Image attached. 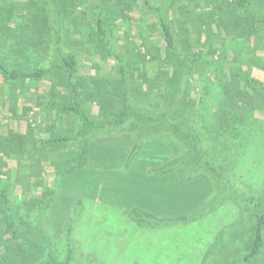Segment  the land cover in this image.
Returning <instances> with one entry per match:
<instances>
[{
	"label": "trees",
	"instance_id": "trees-1",
	"mask_svg": "<svg viewBox=\"0 0 264 264\" xmlns=\"http://www.w3.org/2000/svg\"><path fill=\"white\" fill-rule=\"evenodd\" d=\"M262 53L264 0H0V116L3 107L10 120L28 121L33 111L47 117L49 135L29 138L0 123V264H102L74 239L76 216L66 223L62 251L54 239L49 211L57 191L36 162L49 147L70 145L56 161L42 154L60 180L90 168L96 140L125 134L133 143L129 160L154 142L166 150L159 159L172 155L158 173L215 181L219 197L226 184L238 192L216 143L223 135L229 146L236 142L240 120L264 109V81L253 75V68L264 71ZM93 68L102 73L84 71ZM227 197L240 202V193ZM246 202L257 210L255 241L238 264L264 247V206L254 197ZM130 215L153 228L187 219L141 209Z\"/></svg>",
	"mask_w": 264,
	"mask_h": 264
},
{
	"label": "rangeland",
	"instance_id": "rangeland-1",
	"mask_svg": "<svg viewBox=\"0 0 264 264\" xmlns=\"http://www.w3.org/2000/svg\"><path fill=\"white\" fill-rule=\"evenodd\" d=\"M79 54L83 58L88 51ZM84 71L93 75L102 73L97 68ZM253 75L264 81V71L261 69L253 68ZM213 82L215 80L211 77L209 83ZM44 88L41 86L39 92L42 93ZM31 94L35 92L28 88L24 96L31 98ZM8 96V93L2 92V98L6 101L3 105L9 108L12 103L8 102ZM218 97L221 101L226 99L221 95ZM23 100L21 96L17 97L18 106L24 104ZM5 110L2 107L3 123L0 120L4 131L10 128L25 133L29 138H49L44 127L47 117L32 111L27 115L28 121L21 120V115L10 120V113ZM208 113L215 129L212 109ZM243 119L239 123L236 142L229 146L223 135L217 138L220 141L216 143L218 155L222 156L221 163L226 166L224 175L227 177L229 173L227 178L236 182L239 191L234 192L228 184L222 187L227 196L240 193L239 203L225 193H220L219 197L218 193L213 192L219 185L215 181L211 184L202 178L188 181L177 173H158L157 167L169 161L172 155L166 154V159L162 156L159 159V155L166 150L155 147L154 142L146 144L145 149L129 160L133 143L125 134L106 141L96 140L90 168L80 169L60 180L54 167L49 164L51 161L45 162L46 157L42 154L51 155L52 161H56L58 159L54 154L66 153L70 145L61 151H57L56 146L52 150L50 147L41 150L37 155L39 157H36L38 172L57 191L49 215L54 239L61 244L58 247L62 246L60 251L65 245L66 223L71 216H76L74 239L83 246L86 255L96 256L102 264H141V257L151 260L149 264H196L206 255L212 257L211 254L216 253L217 260H222L225 258L224 252L231 256L225 258H229L228 262L238 264L241 260L239 255L249 253L255 241L257 210L246 199L254 197L255 203L264 206V109L247 114L246 120ZM61 125L58 124L57 128ZM55 132L56 136L61 134ZM155 152H158L157 157ZM43 165L44 174L40 172ZM14 176H19L20 180L14 182L18 197L24 199V187H21L23 175L18 173ZM77 201L82 202L80 210H74ZM140 208L154 213L159 219H187L153 228L149 224H138L131 218V212ZM226 223L227 226L220 229ZM232 235H241L238 246L226 242L225 236L227 240H232ZM232 250L237 253L235 256L229 254ZM202 264L214 263H210L207 256ZM252 264H264V247Z\"/></svg>",
	"mask_w": 264,
	"mask_h": 264
},
{
	"label": "crops",
	"instance_id": "crops-1",
	"mask_svg": "<svg viewBox=\"0 0 264 264\" xmlns=\"http://www.w3.org/2000/svg\"><path fill=\"white\" fill-rule=\"evenodd\" d=\"M141 209V208H140ZM144 210V209H143ZM152 213V212H151ZM154 214V213H153ZM227 224L228 223H226V224H223V225H221V228L220 229H223L224 227H226L227 226ZM221 231H220V234H219V238H220V235H221ZM240 236L241 235H232V240H227V236H225V240H226V242H231L232 244L234 243V244H236L237 246L239 245V241L241 240V238H240ZM219 239H217V240H213V242H215V241H218ZM233 252H231V253H229L230 255H236L237 253L234 251V250H232ZM222 254V253H221ZM261 254V253H260ZM259 254V255H260ZM211 255H213V257L215 258L214 259V262H216V264H231L230 262H228V260H229V258H227V260L225 259L226 257H231V256H228L227 255V252H224L223 253V255H225V258H223L222 260L220 259V260H217V258L216 257H218L217 256V253L216 254H211ZM258 255V256H259ZM239 256H241V258L243 257V254H240ZM257 256V257H258ZM206 257V256H205ZM204 257V258H205ZM220 257V256H219ZM204 258H202L201 260H200V262L199 261H197L196 262V264H202L203 262V260H204ZM240 258V259H241ZM141 261H140V263L141 264H143V262H145L144 264H149L148 262H150L151 260H148L147 258H146V260H144L142 257H141V259H140ZM254 260H255V258L252 260V261H250L248 264H252V263H254ZM189 261V260H188ZM139 262V261H138ZM178 262V261H177ZM213 262V263H214ZM191 264H193V263H191Z\"/></svg>",
	"mask_w": 264,
	"mask_h": 264
}]
</instances>
